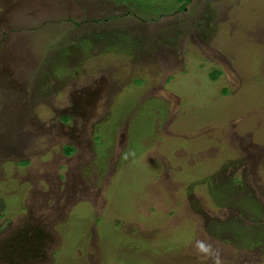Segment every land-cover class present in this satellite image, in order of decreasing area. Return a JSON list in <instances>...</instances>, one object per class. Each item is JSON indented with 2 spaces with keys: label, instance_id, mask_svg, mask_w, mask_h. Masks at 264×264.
<instances>
[{
  "label": "rangeland",
  "instance_id": "obj_1",
  "mask_svg": "<svg viewBox=\"0 0 264 264\" xmlns=\"http://www.w3.org/2000/svg\"><path fill=\"white\" fill-rule=\"evenodd\" d=\"M215 254L264 264V0H0V264Z\"/></svg>",
  "mask_w": 264,
  "mask_h": 264
},
{
  "label": "clouds",
  "instance_id": "obj_2",
  "mask_svg": "<svg viewBox=\"0 0 264 264\" xmlns=\"http://www.w3.org/2000/svg\"><path fill=\"white\" fill-rule=\"evenodd\" d=\"M199 247H200L201 251L204 252L205 254H210L212 252L211 244L206 245L203 242H201ZM210 259H211V264H222V260L219 256V254L210 255Z\"/></svg>",
  "mask_w": 264,
  "mask_h": 264
},
{
  "label": "trees",
  "instance_id": "obj_3",
  "mask_svg": "<svg viewBox=\"0 0 264 264\" xmlns=\"http://www.w3.org/2000/svg\"><path fill=\"white\" fill-rule=\"evenodd\" d=\"M179 1H184V0H179ZM186 1H191V0H186ZM150 12H151V14L152 13H155L154 11H153V9H150ZM156 17V16H155ZM114 34H119V36H118V41H121V42H123L124 40H129L130 39V41L131 40H133V37H128V36H124V35H122V34H120V33H116V32H113L112 33V35H111V38H113V36H114ZM217 72V71H216ZM218 73V72H217ZM144 76H143V78H140L139 80H141V81H144ZM136 81H138V79L136 80ZM139 82V81H138ZM227 93V92H226ZM70 153L72 152V149L70 148L69 150H68Z\"/></svg>",
  "mask_w": 264,
  "mask_h": 264
},
{
  "label": "flooded vegetation",
  "instance_id": "obj_4",
  "mask_svg": "<svg viewBox=\"0 0 264 264\" xmlns=\"http://www.w3.org/2000/svg\"><path fill=\"white\" fill-rule=\"evenodd\" d=\"M113 32H114V30H113ZM76 97H80L81 98V96H76ZM75 100H77L76 98H75ZM80 102V101H79ZM75 105H76V107L78 106V103L76 102L75 103ZM79 105H81L82 107H84V105H82L81 104V102L79 103ZM78 108V107H77ZM84 111H85V109H84ZM70 148H68V150H69ZM72 149V148H71Z\"/></svg>",
  "mask_w": 264,
  "mask_h": 264
}]
</instances>
